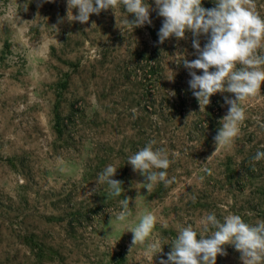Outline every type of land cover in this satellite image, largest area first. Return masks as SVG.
Segmentation results:
<instances>
[{
    "label": "rangeland",
    "instance_id": "1",
    "mask_svg": "<svg viewBox=\"0 0 264 264\" xmlns=\"http://www.w3.org/2000/svg\"><path fill=\"white\" fill-rule=\"evenodd\" d=\"M145 2L152 24L131 29L134 14L123 6L82 24L67 20V0H0V264H160L167 242L184 227L201 233L210 213L264 221V160L252 159L264 151V83L242 105L240 135L217 146L224 97L235 94L218 92L200 108L181 62L198 58L192 33L160 44L164 18L155 0ZM256 11L264 17V0ZM199 39L203 47L207 37ZM150 141L166 151L175 180L148 193L127 160ZM110 164L121 196L110 197L106 184L90 196ZM126 197L132 216L121 222ZM146 212L157 217L149 242L166 243L154 257L126 231ZM225 247L216 264H243L234 245Z\"/></svg>",
    "mask_w": 264,
    "mask_h": 264
},
{
    "label": "clouds",
    "instance_id": "2",
    "mask_svg": "<svg viewBox=\"0 0 264 264\" xmlns=\"http://www.w3.org/2000/svg\"><path fill=\"white\" fill-rule=\"evenodd\" d=\"M45 2L52 0H39L37 7ZM155 5L158 15L164 18L158 32L160 44L173 36L177 40L186 39V30L194 37L192 46L198 58L190 61L183 57L181 62L189 70L191 79L188 83L200 108L210 103L213 94H235V98L224 97V102L230 107L214 137L217 146L231 144L240 135L246 120L243 103L256 98L264 83V17L256 11V0H215L213 8H205L202 0H155ZM121 6L128 14H134L133 20L125 21L131 29L152 24L151 5L145 0H67V20L87 23L90 14L99 15L108 9L115 13ZM72 9H78V14L73 15ZM23 10L26 12L28 6ZM63 22L64 18L58 17L57 23ZM202 34L207 37L203 47L199 39ZM197 69L203 70V74L198 75ZM168 95L175 96V91H168ZM154 144L155 141H150L127 160L133 171L145 177L148 193L160 182L168 187L175 180V177L168 179L167 169L171 161L166 151L154 149ZM252 159L256 162L264 160V151H257ZM116 173L117 167L106 166L88 194L91 196L106 184L110 197L121 196L123 181L112 178ZM131 199L126 197L119 201L121 211L116 216L117 220L126 222L132 216ZM156 223L157 217L146 212L135 226L128 224L126 231L133 233V247L149 242ZM163 226L167 228V224ZM202 227L199 234L191 226L182 228L176 238L167 242L171 243V251L166 254L167 259L160 258V264H216L218 255H227L226 245H234L243 264H264V221L249 224L235 214L221 221L215 213H210L202 221ZM164 244L149 242V252L153 257L163 251Z\"/></svg>",
    "mask_w": 264,
    "mask_h": 264
}]
</instances>
